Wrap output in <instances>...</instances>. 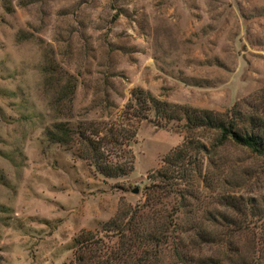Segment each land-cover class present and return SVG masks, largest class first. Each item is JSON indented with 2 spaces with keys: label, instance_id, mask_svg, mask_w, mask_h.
<instances>
[{
  "label": "rangeland",
  "instance_id": "obj_1",
  "mask_svg": "<svg viewBox=\"0 0 264 264\" xmlns=\"http://www.w3.org/2000/svg\"><path fill=\"white\" fill-rule=\"evenodd\" d=\"M6 4L0 0V264H72L76 235L101 230L121 204L144 199L149 176L183 143L185 121L158 123L154 111L126 120L135 88L181 106L264 109V0ZM68 81L73 100L59 103ZM58 121L70 123L71 135L99 131L110 150L104 157L127 172L103 174L76 137L52 141L47 130ZM216 158L204 176L217 188L264 197V157L231 145Z\"/></svg>",
  "mask_w": 264,
  "mask_h": 264
},
{
  "label": "trees",
  "instance_id": "obj_2",
  "mask_svg": "<svg viewBox=\"0 0 264 264\" xmlns=\"http://www.w3.org/2000/svg\"><path fill=\"white\" fill-rule=\"evenodd\" d=\"M5 4L10 9L9 0ZM75 86L60 83L59 103L73 100ZM150 111L158 123L184 120L183 143L149 176L142 201L121 204L101 230L75 236L72 264H264V197L238 187L217 188L212 177L204 176L206 167L215 168L221 148L236 145L264 157V109L246 102L224 111L181 106L135 88L125 119L141 122ZM69 124L55 122L47 130L49 138L59 143L70 141L69 136L80 139L84 158L108 177L127 172L109 154L104 157L102 150H110L100 142L99 131L77 128L71 135Z\"/></svg>",
  "mask_w": 264,
  "mask_h": 264
},
{
  "label": "water",
  "instance_id": "obj_3",
  "mask_svg": "<svg viewBox=\"0 0 264 264\" xmlns=\"http://www.w3.org/2000/svg\"><path fill=\"white\" fill-rule=\"evenodd\" d=\"M137 191H138V189L135 190V192H137Z\"/></svg>",
  "mask_w": 264,
  "mask_h": 264
}]
</instances>
